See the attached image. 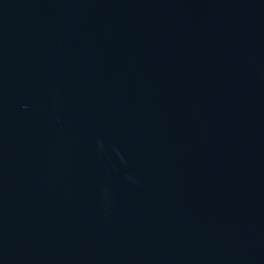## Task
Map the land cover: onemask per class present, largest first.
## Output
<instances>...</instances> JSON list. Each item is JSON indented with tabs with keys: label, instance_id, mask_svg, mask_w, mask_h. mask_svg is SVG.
<instances>
[{
	"label": "water",
	"instance_id": "95a60500",
	"mask_svg": "<svg viewBox=\"0 0 264 264\" xmlns=\"http://www.w3.org/2000/svg\"><path fill=\"white\" fill-rule=\"evenodd\" d=\"M0 264H264V0H0Z\"/></svg>",
	"mask_w": 264,
	"mask_h": 264
}]
</instances>
